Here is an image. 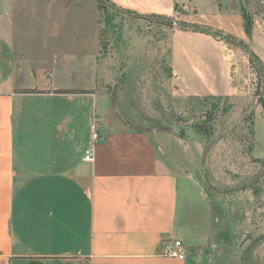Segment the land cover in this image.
<instances>
[{"label": "crops", "instance_id": "0c3cea01", "mask_svg": "<svg viewBox=\"0 0 264 264\" xmlns=\"http://www.w3.org/2000/svg\"><path fill=\"white\" fill-rule=\"evenodd\" d=\"M15 1L0 0V264H215L209 248L190 254L177 229L182 169L174 156L192 147L167 132L103 128L95 82L71 76L68 65L47 79L18 66ZM111 1L167 15L189 3ZM191 1L198 12L220 7L218 0ZM219 45L206 34H173L172 67L182 90L235 95ZM59 101L65 115L55 120ZM193 191L200 197L197 186ZM170 240L182 241L184 260L162 254Z\"/></svg>", "mask_w": 264, "mask_h": 264}, {"label": "rangeland", "instance_id": "374dc122", "mask_svg": "<svg viewBox=\"0 0 264 264\" xmlns=\"http://www.w3.org/2000/svg\"><path fill=\"white\" fill-rule=\"evenodd\" d=\"M218 3L214 13L198 12L189 0L167 15L141 14L111 0H16L14 49L18 66L35 76L47 79L68 65L71 76L95 82L103 128L181 137L192 152L178 148L177 163L170 161L182 169L179 238L190 254L209 248L215 264H231L219 259L222 252L232 263L264 264V82L249 54L264 65V0ZM202 28L220 36L212 38L235 78L234 96L193 95L180 87L173 34H204ZM60 102L55 120L65 115Z\"/></svg>", "mask_w": 264, "mask_h": 264}, {"label": "built area", "instance_id": "2783aa9c", "mask_svg": "<svg viewBox=\"0 0 264 264\" xmlns=\"http://www.w3.org/2000/svg\"><path fill=\"white\" fill-rule=\"evenodd\" d=\"M97 138V135L95 134ZM90 155L86 157L87 160H90ZM162 254L168 255L173 258H178L184 260L186 256V251L184 249L183 243L181 240H170L166 241L162 246Z\"/></svg>", "mask_w": 264, "mask_h": 264}, {"label": "trees", "instance_id": "16d2710c", "mask_svg": "<svg viewBox=\"0 0 264 264\" xmlns=\"http://www.w3.org/2000/svg\"><path fill=\"white\" fill-rule=\"evenodd\" d=\"M154 20L158 21L159 23H162L168 27H173V25L175 24V20L169 18V17H157V16H154L153 17ZM144 19H147V18H144ZM199 31V30H197ZM200 32L204 33V34H207L211 37H214V38H220V36H218L215 32H212L211 30H207V29H204L202 28L200 30ZM250 54V61L252 64H258L259 66V71H260V76L262 78V82H264V65H262V63H260V61H258V59H256V57L254 56V54L252 53H249ZM67 93H71V92H67Z\"/></svg>", "mask_w": 264, "mask_h": 264}]
</instances>
